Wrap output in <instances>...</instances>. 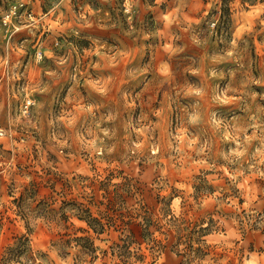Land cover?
I'll return each mask as SVG.
<instances>
[{"label": "clouds", "instance_id": "9594fccd", "mask_svg": "<svg viewBox=\"0 0 264 264\" xmlns=\"http://www.w3.org/2000/svg\"><path fill=\"white\" fill-rule=\"evenodd\" d=\"M257 28L261 0H0V264H264Z\"/></svg>", "mask_w": 264, "mask_h": 264}, {"label": "rangeland", "instance_id": "374dc122", "mask_svg": "<svg viewBox=\"0 0 264 264\" xmlns=\"http://www.w3.org/2000/svg\"><path fill=\"white\" fill-rule=\"evenodd\" d=\"M149 3H152V0H148ZM203 2L206 4L207 0H203ZM227 2V0H225ZM261 2H264V0H261ZM99 5L94 4V7H98ZM105 12L109 13L112 18L113 22L116 21L117 13L115 9L105 7ZM228 9L224 8L223 12L225 15L228 14ZM215 14L214 12L212 13ZM198 18V16L196 17ZM148 20H151V17H147ZM121 21L124 22L123 17L121 16ZM222 23H227V21L222 20ZM125 28H126V22H124ZM257 31L259 32V28H257ZM63 43V41H61ZM68 43H74V41H68ZM82 47H87L88 42L87 41H80L79 42ZM109 44H111V41H109ZM129 47L131 48H139L140 45L137 42L136 44H130ZM61 51V50H57ZM62 54V51H61ZM198 55H203V53H197ZM248 56L253 62V68L257 69L253 72V75L259 76L260 72L258 69H264V32H259L258 35H256L254 38L249 39V45H248ZM164 91H167L165 88ZM157 96L158 100H163L164 92L161 91L159 93H153ZM39 99V97H37ZM39 156H32L27 157L25 160L18 161V167L21 166L24 163H32L33 160H38ZM43 171V170H41ZM34 187L37 185L39 186L38 191L40 194H46V193H53L54 195H60L59 192L56 191L57 188H59L61 185L58 182H55L52 179L48 178V174H45L44 177H41L40 173L37 172L34 174ZM67 192L68 196L73 195L72 189L70 186L65 185L64 186ZM96 191L99 193V202L97 200L93 199L89 201L88 207L86 209V214L91 215L92 213H96L97 215L100 214V209L105 208L107 205L109 208L111 207L109 196L105 195V186L99 185L96 188ZM8 195H11V193H8ZM127 218L121 217L120 219L116 220L115 223H113L111 220L108 221V224L110 226V230L113 232H119V228L116 227L117 224L123 225L125 223V220ZM15 220L13 219L11 215V209H6L4 212L0 213V233H3L5 235L6 240H10L14 238V232L13 228L15 226Z\"/></svg>", "mask_w": 264, "mask_h": 264}]
</instances>
